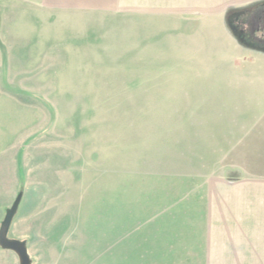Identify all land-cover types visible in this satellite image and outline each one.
Here are the masks:
<instances>
[{
	"label": "rangeland",
	"instance_id": "obj_1",
	"mask_svg": "<svg viewBox=\"0 0 264 264\" xmlns=\"http://www.w3.org/2000/svg\"><path fill=\"white\" fill-rule=\"evenodd\" d=\"M128 1L0 0L8 237L31 264H264L262 9L246 43Z\"/></svg>",
	"mask_w": 264,
	"mask_h": 264
},
{
	"label": "crops",
	"instance_id": "obj_2",
	"mask_svg": "<svg viewBox=\"0 0 264 264\" xmlns=\"http://www.w3.org/2000/svg\"><path fill=\"white\" fill-rule=\"evenodd\" d=\"M138 1H142V0H129V3H135ZM145 1H158V0H145ZM264 0H199V1H195V0H176L175 2L173 1V3H177V4H181V3H192V8H199V9H210V10H221V11H226L223 15L224 17H222V24L226 26V28L230 31L231 35H235L236 37L237 34L235 32L232 31L231 26L232 24H237V21H231V23L229 22V15L232 14H244L242 11H245V13H247L248 15L253 14V12L255 10H258L259 7H257L260 3H263ZM179 7V6H178ZM186 7V6H185ZM184 7V8H185ZM120 8V7H118ZM125 9H133V8H137V6H132V5H127L124 7ZM237 11V12H235ZM253 47L254 50H256L257 52H259L260 50H264L262 47L260 46H251ZM228 54V52H227ZM231 54V52H230ZM227 55V58L230 56ZM257 60L259 61L260 55L257 56ZM223 59V58H222ZM259 63V62H258ZM259 65H257V67H253V69H259ZM0 155H1V150H0ZM3 163L0 161V187L2 186V182H3V178H4V174H3ZM9 180V177H7ZM13 178H11V182L10 180L8 181L9 184H11V189L10 192H12L13 189ZM18 186V184L16 183V187ZM232 187V186H231ZM11 201V197L10 196H6L5 193L1 192V188H0V227L1 224L5 218V210L8 208L7 206H9V203ZM246 245V244H245ZM235 246H232L231 248H234ZM5 252L7 255H9V257H17L18 254L12 250V249H7L4 248L0 245V264H3V259H4V255ZM243 264H247V263H243Z\"/></svg>",
	"mask_w": 264,
	"mask_h": 264
},
{
	"label": "water",
	"instance_id": "obj_3",
	"mask_svg": "<svg viewBox=\"0 0 264 264\" xmlns=\"http://www.w3.org/2000/svg\"><path fill=\"white\" fill-rule=\"evenodd\" d=\"M13 210L7 212L0 227V245L7 249L14 250L19 257L20 264H31L30 255L26 242L16 238L8 237V230L13 216Z\"/></svg>",
	"mask_w": 264,
	"mask_h": 264
},
{
	"label": "flooded vegetation",
	"instance_id": "obj_4",
	"mask_svg": "<svg viewBox=\"0 0 264 264\" xmlns=\"http://www.w3.org/2000/svg\"><path fill=\"white\" fill-rule=\"evenodd\" d=\"M260 9H262L261 10V12H263V14H264V7H261V8H259L258 10H255L254 12H253V14L254 13H256V12H258ZM253 14H251V15H253ZM250 14L248 15L247 13H244L242 16H241V14L239 15H237V14H232V16H231V20H233V21H237V24H232V26H231V29H232V31L233 32H235L236 34H237V36L239 37V39L241 40V41H244V42H246V43H248V42H251L249 39H250V33H249V31L248 30H246V29H241L240 27H239V22H240V19L239 18H241L242 20H248V18L251 16ZM260 17H261V15H260ZM252 43V45H254L253 44V42H251ZM256 45V44H255ZM259 46H262V45H259Z\"/></svg>",
	"mask_w": 264,
	"mask_h": 264
},
{
	"label": "trees",
	"instance_id": "obj_5",
	"mask_svg": "<svg viewBox=\"0 0 264 264\" xmlns=\"http://www.w3.org/2000/svg\"><path fill=\"white\" fill-rule=\"evenodd\" d=\"M231 16H232V15H229V19H228L230 23H231V21H232V20H231ZM253 44H254V43H253ZM254 45H255V44H254ZM255 46H257V45H255ZM258 46H259V45H258ZM260 47H262V48L264 49V46H260Z\"/></svg>",
	"mask_w": 264,
	"mask_h": 264
}]
</instances>
